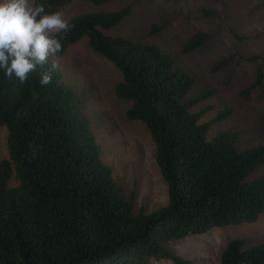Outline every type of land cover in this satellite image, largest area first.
<instances>
[{
	"label": "trees",
	"instance_id": "obj_1",
	"mask_svg": "<svg viewBox=\"0 0 264 264\" xmlns=\"http://www.w3.org/2000/svg\"><path fill=\"white\" fill-rule=\"evenodd\" d=\"M117 1L34 4L51 14L75 2L102 6ZM131 13L126 6L72 18L55 59L86 39L95 54L121 72L115 94L131 103L127 118L142 122L150 132L168 204L136 211L135 196L127 194L115 167L103 158L90 118L83 113L79 87L65 79L62 66L52 71L50 59L23 84L0 70V127L8 130L9 151V158L0 161V264H153L161 259L194 264L171 243L255 223L264 213V174L256 176L264 169V137L244 150L237 146L236 132L209 138L214 125L232 116V109L202 122L213 107L195 108L212 98L213 91L189 98L196 80L176 68L171 55L157 45L106 33ZM162 26L155 24L151 33ZM209 37L197 32L181 52L203 49ZM227 61L222 59L214 69ZM44 71H51L52 83L42 87ZM259 87L264 90V64L246 94ZM14 172L18 185L10 188ZM221 264H264V242L246 247L241 238L231 240Z\"/></svg>",
	"mask_w": 264,
	"mask_h": 264
},
{
	"label": "rangeland",
	"instance_id": "obj_2",
	"mask_svg": "<svg viewBox=\"0 0 264 264\" xmlns=\"http://www.w3.org/2000/svg\"><path fill=\"white\" fill-rule=\"evenodd\" d=\"M126 6H131V15L106 33L157 45L171 55L176 68L196 80L189 98L204 90L213 91L212 98L195 108L199 111L213 107L202 122L210 121L220 110L232 109V116L214 125L209 138L225 131L236 132L239 149L257 146L264 137V90L259 87L248 94L246 91L264 64V0H121L102 6L75 2L60 12L69 21L85 13ZM207 11H214V15L206 14ZM155 24L163 26L151 33ZM199 31L210 35L205 47L183 54L184 44ZM252 56L262 59L251 61ZM224 58L228 61L215 70ZM57 61L65 79L79 87L83 113L90 118L103 158L115 167L116 177L127 194L135 196L136 211L151 212L168 204V187L150 132L142 122L127 118L131 103L115 94L121 72L109 60L95 54L86 39L71 46ZM7 137V128L0 127V161L9 158ZM263 174L264 169L256 176ZM17 185L14 172L9 186ZM237 238L243 239L246 247L264 242V213L255 223L217 228L173 242L171 247L194 264H221L226 246ZM153 264L174 263L161 259Z\"/></svg>",
	"mask_w": 264,
	"mask_h": 264
},
{
	"label": "clouds",
	"instance_id": "obj_3",
	"mask_svg": "<svg viewBox=\"0 0 264 264\" xmlns=\"http://www.w3.org/2000/svg\"><path fill=\"white\" fill-rule=\"evenodd\" d=\"M71 27L62 12L46 14L45 7L34 0H0V70L22 84L50 59L51 70H58L55 58ZM51 83V71L42 72L40 85Z\"/></svg>",
	"mask_w": 264,
	"mask_h": 264
}]
</instances>
